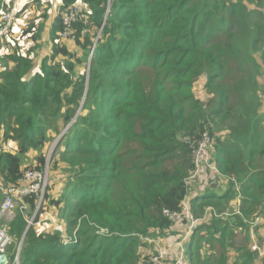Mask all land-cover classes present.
<instances>
[{
	"label": "trees",
	"instance_id": "trees-1",
	"mask_svg": "<svg viewBox=\"0 0 264 264\" xmlns=\"http://www.w3.org/2000/svg\"><path fill=\"white\" fill-rule=\"evenodd\" d=\"M14 1L0 0V19ZM78 1L22 0L19 33L15 23L0 39V183L43 171L65 131L52 164L64 165L65 189L55 200L51 181L37 222L64 206L68 234L30 227L21 264H143L139 236L178 232L164 211L179 212L190 194L205 127L223 177L192 201L196 218L212 211L188 264H256L248 222L264 220V0H82L85 19L63 40V14ZM45 30L49 53L36 63ZM201 75L208 105L194 92ZM25 203L35 210L38 198ZM26 230L19 214L9 232Z\"/></svg>",
	"mask_w": 264,
	"mask_h": 264
},
{
	"label": "built area",
	"instance_id": "built-area-1",
	"mask_svg": "<svg viewBox=\"0 0 264 264\" xmlns=\"http://www.w3.org/2000/svg\"><path fill=\"white\" fill-rule=\"evenodd\" d=\"M21 1L22 0H15L12 8L2 14L0 19V39L10 35L17 21V11ZM84 19L85 6L84 3L79 0L71 10L63 14L64 29L60 34L61 39H74V27L78 21ZM213 147L214 140L209 128L205 127L198 142L195 144L193 151V171L186 180V186L189 188L190 194L186 197L179 212L164 211L165 215L175 227L180 228L184 225L186 226V231L179 245V251L174 254V259L172 261H168V249H166L165 246L160 247L158 256L154 258L155 264H186L185 244L190 240L193 232L198 229L204 220H206L208 213L212 211L211 209L207 210L203 219L195 217L192 211V201L199 194L194 191V188L198 184L201 186L206 185L210 179L215 181L217 178L223 177L219 169L213 163ZM48 179V166L46 165L43 171L26 170L17 186L5 187L0 183V255L7 254L6 248L11 242L9 229L7 226H1V222L14 213L15 209L19 206L22 211H26L28 209V205L25 203L26 197L36 196L38 198L37 207H39L42 204L44 193L48 186ZM248 224L253 239L251 250L260 260L264 261V236L260 241L254 237L256 229L264 224V220L261 217H256L254 220L249 221ZM99 234L107 236L109 235V231L107 229H101ZM170 238L171 237L167 240ZM158 241L163 245L167 242L162 240ZM13 264H21V253L18 251L16 252Z\"/></svg>",
	"mask_w": 264,
	"mask_h": 264
},
{
	"label": "rangeland",
	"instance_id": "rangeland-1",
	"mask_svg": "<svg viewBox=\"0 0 264 264\" xmlns=\"http://www.w3.org/2000/svg\"><path fill=\"white\" fill-rule=\"evenodd\" d=\"M44 1H48V0H44ZM54 13L55 12L53 11L52 14H54ZM45 23L47 24V27H48V25H50V19H48ZM18 29H19V24L16 22V25H15V28L13 31L14 35L19 33ZM71 41H73V40H71ZM40 44L42 46V50H41V48H40V50H38V53H40V54H38V57H36L37 59H35L36 63L41 58L46 56L47 52L49 53L47 30H45L43 32L42 38L40 40ZM69 47H71L73 49V51L75 50L74 46L70 45ZM263 66H264V64H263ZM80 69H82V71L86 70L87 78H88L89 71H90V64H86V65L84 64ZM206 79H207L206 75H201L197 79V81L194 84V92H195L196 97L201 99V101L204 104L208 105L214 97L205 88ZM259 81L261 84H264V76H262V75L259 76ZM260 96L263 100L262 110L264 112V92H260ZM61 137H62V135L59 136L57 139H55L54 141H52L49 144V148H48V151L46 154L48 174H49L48 186L51 185V181L53 183L52 190H50L51 192L49 195H50V197L52 196L55 200L60 198V192L62 193L63 190L65 189L66 178L68 176V174L64 172V165L60 164L61 167L59 169H53V165H52L53 161H54L53 160V153H54V150H55L57 144L59 143V140ZM4 149H6V151H11L13 153H16V149H15V147H13L12 144L7 146V147H4ZM33 164H32V158H31L29 162H26L24 168L30 167ZM200 189H201V187H198V190H200ZM46 194H47V190L44 193V198H43L42 204L39 207H37L38 212H37V208L35 210H29V208H28L26 211H22L20 209V206H19L17 209H15L14 213H12L8 218H5V220H3L1 222V226H7L9 231H10V224L17 219V216L19 214H21L24 217L25 221L27 222V230L29 227L36 229V227H43L45 224H48L47 231H49V232H51V230H53L54 232L59 231L63 234V236L67 237L68 231H67V228L65 225V221L62 222V221L58 220V216L65 209L64 206L59 207L58 211H57V209L53 210L51 212L52 214L51 213L44 214V216L39 219V222H37L38 221L37 220L38 215H39V213L41 214V207L45 203ZM37 206H38V204H37ZM48 206L50 207V205H48ZM185 228L186 227H181V229H182L181 231H183ZM27 230H26V232H27ZM177 231L179 232V230H177ZM26 232H25V234H26ZM178 232L175 233L176 236H173V237H175V239L173 237H171L169 240H167V239L171 235H168L166 237H164V236L160 237V236H158V233L152 234L151 232H150L151 234H149L148 236H145V237L139 236V238L143 244V248L140 249V253L142 255L141 263H143V264H155L154 258L158 256L159 251H160V247H163V246H165V248L168 249V252H169L168 261H172L174 259V254L179 251V245H180V242L184 236V232H182L181 234H180V232L179 233ZM25 234L23 235L22 238H19L15 234H14V236L11 235L9 232L11 242L7 246L6 249H7V252H9L11 259H12V256L14 255V252L18 251V249L20 247V243L22 240H23V245H24V241H25V237H26ZM178 236H180V237H178ZM238 239L240 240L241 238H238ZM158 240L167 241V242L165 243V245H163V244H160ZM23 245H22V248H23ZM189 246H190V240L187 241L185 244V261H186V264L189 263V259H190L189 258L190 257L189 256ZM8 249H10V250L8 251ZM232 256L234 257V254H232ZM261 263L262 262H260L259 260L256 262V264H261Z\"/></svg>",
	"mask_w": 264,
	"mask_h": 264
},
{
	"label": "crops",
	"instance_id": "crops-1",
	"mask_svg": "<svg viewBox=\"0 0 264 264\" xmlns=\"http://www.w3.org/2000/svg\"><path fill=\"white\" fill-rule=\"evenodd\" d=\"M200 187L201 185H196V187L194 188L195 190L194 191H196V193L197 194H201V192H202V190L204 189V186H201V191L200 190H198L197 191V187ZM237 205L238 206H240V203H241V201L238 199L237 200ZM186 229V228H185ZM183 230V231H181L182 229H181V227L178 229L179 230V232H180V234L182 233V232H184L185 233V231L186 230ZM173 236H176L175 234H173V235H171V236H169V237H173ZM248 236H249V239H250V241H251V244L253 243V239H252V236H251V231H250V227H249V232H248ZM264 236V224H262L261 226H259L257 229H256V231H255V235H254V237H255V239H257V240H261L262 239V237ZM178 237H180V236H178ZM174 239H175V237H173ZM260 261V260H259Z\"/></svg>",
	"mask_w": 264,
	"mask_h": 264
},
{
	"label": "water",
	"instance_id": "water-1",
	"mask_svg": "<svg viewBox=\"0 0 264 264\" xmlns=\"http://www.w3.org/2000/svg\"><path fill=\"white\" fill-rule=\"evenodd\" d=\"M108 13H109V10H108ZM106 19H107V16L105 17V20H104V24H105V22H106ZM64 134H65V131H64V133L62 134V137L64 136ZM61 137V138H62ZM60 138V139H61ZM30 229V227L28 228V230ZM28 230H27V232H28ZM27 232H26V234H27ZM26 234H25V236H26ZM22 245H23V240L21 241V243H20V247H19V249H18V252L19 253H21V250H22ZM0 264H10V258H9V255L8 254H2V255H0Z\"/></svg>",
	"mask_w": 264,
	"mask_h": 264
},
{
	"label": "clouds",
	"instance_id": "clouds-1",
	"mask_svg": "<svg viewBox=\"0 0 264 264\" xmlns=\"http://www.w3.org/2000/svg\"><path fill=\"white\" fill-rule=\"evenodd\" d=\"M8 152H11V151H8Z\"/></svg>",
	"mask_w": 264,
	"mask_h": 264
}]
</instances>
